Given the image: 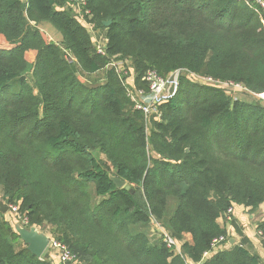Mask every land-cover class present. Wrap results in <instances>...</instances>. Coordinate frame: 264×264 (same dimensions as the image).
I'll return each mask as SVG.
<instances>
[{"label": "trees", "instance_id": "trees-1", "mask_svg": "<svg viewBox=\"0 0 264 264\" xmlns=\"http://www.w3.org/2000/svg\"><path fill=\"white\" fill-rule=\"evenodd\" d=\"M64 3L0 0V201L17 205L26 227L48 226L80 264H185L150 239L155 221L201 263L226 234L218 220L229 208L264 205L262 9L248 0H87L89 22L106 32L102 56ZM118 57L133 61L138 88L149 70L181 69L243 84L247 96L184 78L148 132L143 113L126 112L115 70L102 84L79 75H98ZM258 231L264 246V223ZM17 235L0 212V264H49ZM203 264L260 260L233 245Z\"/></svg>", "mask_w": 264, "mask_h": 264}, {"label": "built area", "instance_id": "built-area-1", "mask_svg": "<svg viewBox=\"0 0 264 264\" xmlns=\"http://www.w3.org/2000/svg\"><path fill=\"white\" fill-rule=\"evenodd\" d=\"M67 1L72 5V7H74L75 11L77 12V17L81 21H85L86 16L92 17L90 11L85 9L87 5V0ZM248 1L260 7L264 14V0ZM106 41L108 43L107 39ZM107 43L102 47L95 46L96 53L105 56ZM68 57L71 60H74L69 55ZM180 75H183L191 81H198L199 84L218 88L234 100H237L238 97L237 95L236 97H234L233 94L248 92L247 88L240 83H236L233 81H221L214 79L211 76H199L189 73L185 70L178 69L167 76H162L155 70L147 71V73L142 78V82L146 85V87L134 89L131 91L128 90L127 96L133 101L134 108L136 111L143 113L145 117H154L156 118V120L160 121L162 118V113L160 111L161 105L176 97L180 90ZM9 209L14 213L19 214L17 206L10 205ZM233 216L234 207L229 208L222 216L224 217V220L226 221V224L228 226L232 225ZM23 221L25 225L28 224L26 219H24ZM152 224L154 225L156 230H158V238L162 241L166 248L174 254L181 255V243L168 230H166L156 221ZM228 234L220 235L219 237H216L212 240L210 248L203 254L202 261L220 253L224 250L223 247L231 246L232 239L229 238ZM258 235L262 236V233L259 232ZM46 254L55 256L61 264H80L78 262L77 255L73 254L70 249L62 242L53 238H51V243L46 251ZM185 261L186 264H200L192 262L188 258H186Z\"/></svg>", "mask_w": 264, "mask_h": 264}, {"label": "rangeland", "instance_id": "rangeland-1", "mask_svg": "<svg viewBox=\"0 0 264 264\" xmlns=\"http://www.w3.org/2000/svg\"><path fill=\"white\" fill-rule=\"evenodd\" d=\"M63 5L66 7L67 10L71 9V13L75 16L76 11L72 10V6L71 5H69L67 3H64ZM90 20H91V17L86 18L85 21H83V22H84V24L87 27H89L88 29L91 30V32L95 34L94 37L96 38V41H97L96 43H98V45H95V46L102 47L103 46V35H105V31L103 29H101L100 27H97V26H94L93 24H91L89 22ZM39 27L43 30V33L48 37V40H51V42H56V43L60 42V40H59L60 38H59L58 33L57 32H51V28H50L51 26H49L48 23H41L39 25ZM94 50L96 52V48H94ZM69 60H70V62L75 63L73 60H71V59H69ZM109 70H115L116 73H119L117 75L120 77V80L122 81V83H123L124 87L126 88L127 92H128V90H130V91L133 90L132 85H133V83H134V81L136 79V76H135L136 74L134 72L133 61L131 59H128V58H120V57L111 58L109 65L107 67H105L104 69H102L98 75L88 76L86 74H80V71H79V75H80L81 79L83 81H86L87 83H89V85L102 84V83L106 82V80H107L106 76H107V72ZM184 78H186V77H184L183 75L179 76L180 83H181L182 79H184ZM189 81H190V83H193L195 85L206 86V85H203V84H199V82L195 81V80H193V81L189 80ZM141 86L144 87V88L146 87V85H144V83H143V85L141 84ZM233 95H234V97H236V95H237V97L241 98V100H242V99H246L247 93H237V94H233ZM135 111L136 110L134 108V103L129 98L128 105L126 107V112L127 113H134ZM160 111L162 113V109H160ZM156 121H158V120H156V118H154V117H145V116L141 117V123L145 125V127H146L148 132H150L152 130L153 124ZM1 196L2 195L0 193V200H1ZM4 203L7 204V205L17 206V205H14V204H8L7 202H4ZM244 215H245L246 220L249 221V216L251 215L250 212L249 211L248 212L245 211ZM5 218L8 221L9 225L13 228L15 233H16V229H15L16 225H20L22 227H26L27 226V225L24 224V221H23L24 220V216H21L20 214H16L13 211H11L10 209L8 210L7 213H5ZM239 222L237 221V223H235V231L234 232L228 234L227 229L224 230V232L226 234H228L229 238H231L232 241L233 240H237V242L234 243L235 245L241 247V245L244 244L248 248V245L250 243H249V240H247L246 236L244 235L243 224H242L243 222H240V223ZM151 226L147 229V232H149V234H150V239H152L153 241L158 240L160 242V240L158 238V234H157L158 230H156L155 227L152 230ZM27 228H29V227H27ZM39 231L42 232V233H45L46 235L50 236L51 238L53 237V239L57 240L56 239L57 236L55 237V236L50 234L51 230L49 229L48 226L43 228V231H41L40 229H39ZM141 231H144V230L141 229ZM259 232H261V231H258V233ZM17 236L15 238V242L18 245H21L22 240L21 239H17ZM189 239L190 238L188 236L185 237V240H189ZM179 242L181 243V241H179ZM234 244H231V246H233ZM231 246L223 247V249L227 248V250H229L231 248ZM48 255L49 254H47V256ZM174 255H175V257H177V256L180 257L184 261V263L186 264L185 259L188 258V257H186V255L184 254L182 249H181V255H179V254H174ZM206 261H207V259H205L204 261H201L200 264H203Z\"/></svg>", "mask_w": 264, "mask_h": 264}, {"label": "crops", "instance_id": "crops-1", "mask_svg": "<svg viewBox=\"0 0 264 264\" xmlns=\"http://www.w3.org/2000/svg\"><path fill=\"white\" fill-rule=\"evenodd\" d=\"M24 4L27 3L28 0H22ZM42 23H48V22H42ZM41 24V23H40ZM39 24V25H40ZM49 26H51V32H57L58 35H59V40L60 42H54L56 44H61L63 42V38H62V35L57 31V29L51 25L50 23H48ZM38 25V27H39ZM89 28V27H87ZM39 29L41 31H43L40 27ZM90 31V34L92 36V40H93V46L95 48V45H98V43H96V38L94 37V33ZM106 32H105V35H103V46L107 43L106 41ZM51 41V40H50ZM133 87V90L134 89H140L138 87L135 86V83H133L132 85ZM246 212H250V216H249V221L246 220L245 218V215L244 213ZM233 220H234V223L231 225V226H228L226 224V221L224 220V217L221 216V218L218 220V223L219 225L221 226V228H225L227 229V231L229 233H232L235 231V223H237V221L239 222H243V232H244V235L246 236L247 240H249V245H248V248L243 244L241 245V247H243L244 249H246L249 254L251 256H254V257H258L259 260H260V264H264V246L262 244V239L261 237L258 235V227L260 224L264 223V205H261L260 208L256 211H251L250 209L248 208H244L242 206H235L234 207V216H233ZM239 222V223H240ZM152 230L154 228V225L152 224ZM190 239L189 241H191V237L188 236ZM235 241V243L237 242V240H233ZM235 245V244H234ZM227 249H224L223 251H226ZM45 260L49 263V264H60L59 260L53 256V255H48V256H45Z\"/></svg>", "mask_w": 264, "mask_h": 264}, {"label": "water", "instance_id": "water-1", "mask_svg": "<svg viewBox=\"0 0 264 264\" xmlns=\"http://www.w3.org/2000/svg\"><path fill=\"white\" fill-rule=\"evenodd\" d=\"M53 1L54 0H51L52 3ZM111 23V21L104 22V26L108 27ZM111 181L118 189L126 187V182L119 178L111 177ZM126 189L128 190L129 187L127 186ZM8 210L9 205L0 201V212L2 214H5L8 212ZM15 229L23 243L27 246V250L35 257L41 259L45 255L51 243V237L46 235L45 233L40 232L39 229L35 226L27 228L16 225ZM234 243V241H231V244Z\"/></svg>", "mask_w": 264, "mask_h": 264}]
</instances>
